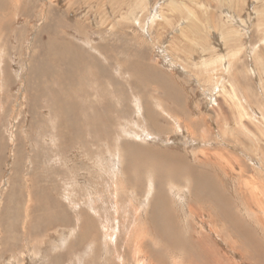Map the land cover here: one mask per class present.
<instances>
[{"label":"rangeland","instance_id":"obj_1","mask_svg":"<svg viewBox=\"0 0 264 264\" xmlns=\"http://www.w3.org/2000/svg\"><path fill=\"white\" fill-rule=\"evenodd\" d=\"M135 148L206 170L264 247V0H0V264H182L156 192L180 239L253 264L186 181L131 171Z\"/></svg>","mask_w":264,"mask_h":264},{"label":"bare ground","instance_id":"obj_2","mask_svg":"<svg viewBox=\"0 0 264 264\" xmlns=\"http://www.w3.org/2000/svg\"><path fill=\"white\" fill-rule=\"evenodd\" d=\"M61 42L64 43L65 41L61 40ZM66 49L68 50V48ZM60 52L65 53L64 48L60 47ZM59 59L61 62H72V64L75 65L74 61H70L69 56L65 57L64 55H61ZM68 59L69 61H67ZM64 123L66 124V122ZM135 150H136L135 153H137L138 155L134 156L133 162L135 163L136 167L137 166L139 167L136 168L134 166V163H131V165H128L127 163L131 171L138 172L140 169L145 170V166H148L147 168H150L153 170H159V173H158L159 175L158 176L153 175V179L154 180L159 179L160 186H162L161 184H165L166 182L171 183L173 181L174 182L182 181V180L186 181L185 183L188 184L187 186L189 188V193L191 194V200L193 201V197H194L196 199H200L201 201H204L203 202L204 205L202 207L204 208V206H206V209H207L206 211L209 212L208 213L209 216L215 219L213 221H215L216 223L221 221L223 223L224 226L222 228L216 229L215 231L213 230L215 236H217V238H220L226 241L229 248L232 251H235L239 253L240 255H242L244 259L250 260L251 262H253V264H259L260 256L258 254V251L259 252L261 251L264 254V247L261 245L262 242L259 243L256 236H254V233L250 232L248 227L243 226L240 220H238L237 218H234V215L230 211V202L228 198L221 191L216 180L213 179V177L206 170L196 167L197 165L195 167H192L191 165H188V163L182 156L172 155L169 152H160V151L157 152L154 150H149V149L142 150L139 148L137 149L135 148ZM155 163L158 165H156ZM160 166L167 167L169 171H165V169ZM162 173H164L165 175ZM137 182L138 181H136V183ZM151 203L152 205H156V207L158 205V208H159V210L157 209V213L155 211L152 213L153 223L150 225L153 233L157 235L156 240H159L160 242H162L166 252L169 251L171 253H174L175 255L178 252L181 253V255L179 254L178 255L179 257H181L182 264H235L231 262L228 256L220 249L217 241H215L208 235L204 234L203 232H200L199 235L196 234L197 235L196 239H191L189 241L187 239H180V238H183L182 232L180 233L178 232L179 227L178 226L176 227V223L174 222V217L170 209L168 208V199H164V197L160 193L156 192V195L151 200ZM195 204L193 205L195 206ZM199 204H202V203H199ZM193 205L192 207L196 209V207H194ZM197 212L200 213L199 210H197ZM225 221H227L228 223H226ZM53 222L55 221L52 219L51 221L47 223V225H50ZM87 222L89 224V221L85 219L82 221V224L84 223V225H87ZM226 231L228 232V234H232L230 235L232 238L236 239L234 240V242L235 241L237 242V240L239 239L244 249L240 247L239 243L228 241V239L226 238ZM87 235H89L88 231H86V234H82L81 237L86 238ZM145 236L143 237L141 236V238H144ZM143 240L144 241L142 240L140 241L142 246H139V248L146 247L145 245H146V242L148 241H145V238ZM140 243L138 245H140ZM123 247L125 246L123 245ZM123 247L121 249V253L123 254H120V256L121 255L127 256L126 254L127 252L125 253V250L123 249ZM129 247H131V245ZM237 247H240V248H237ZM151 250L155 256L154 260L156 261V263L160 264L162 262L161 264H163L162 257L159 256L158 249L156 251L155 250L153 251V249ZM138 251H141V250H138ZM141 252H138V253H141ZM173 255L172 257L175 256ZM162 256L164 257V255ZM248 256H250L252 259H250ZM151 262H152L151 264H155L152 260ZM124 263L127 264L126 261H124ZM137 264H139V262ZM143 264H150V263H143Z\"/></svg>","mask_w":264,"mask_h":264}]
</instances>
